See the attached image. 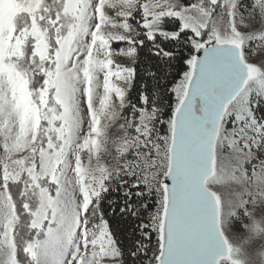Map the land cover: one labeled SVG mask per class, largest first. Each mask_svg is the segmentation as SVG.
<instances>
[{"label": "rangeland", "instance_id": "obj_1", "mask_svg": "<svg viewBox=\"0 0 264 264\" xmlns=\"http://www.w3.org/2000/svg\"><path fill=\"white\" fill-rule=\"evenodd\" d=\"M214 46L247 75L205 182L220 264H264V0H0V264H160L174 118Z\"/></svg>", "mask_w": 264, "mask_h": 264}, {"label": "flooded vegetation", "instance_id": "obj_2", "mask_svg": "<svg viewBox=\"0 0 264 264\" xmlns=\"http://www.w3.org/2000/svg\"><path fill=\"white\" fill-rule=\"evenodd\" d=\"M204 78L202 74L199 75L196 87H199ZM185 100L175 114L172 133L171 155L173 154L178 187L166 221V264H212L219 256L223 243L216 235L217 207L213 195L206 192L205 182L211 171L213 144L223 116L219 118L215 108L211 119L213 131L206 121H202L196 129L195 120L207 115V111L204 104L195 100L191 114L185 110ZM171 226L176 229L173 240L170 236Z\"/></svg>", "mask_w": 264, "mask_h": 264}, {"label": "water", "instance_id": "obj_3", "mask_svg": "<svg viewBox=\"0 0 264 264\" xmlns=\"http://www.w3.org/2000/svg\"><path fill=\"white\" fill-rule=\"evenodd\" d=\"M197 62L198 64L195 79L189 87L187 99L184 103L185 110L187 109L191 114H193L191 107H193L192 105L195 100H199L202 104H204L207 115L201 117V119L195 120L196 129L199 128L202 121H206L207 124L211 125V119L215 108L219 113V118L224 115L229 102L242 92L247 76L246 65L244 61L241 60L239 51L234 48L214 46L213 48L205 49L202 53H200ZM200 74H202L205 78L199 87H196L195 82L199 79ZM211 130L213 131L212 125ZM212 160L213 157L211 159V163ZM170 165V171L167 177L168 205L164 220V237L166 238V241L163 246V254L160 264H166L168 258V224L166 221L169 216L170 205L176 196L178 187L173 154L170 158ZM217 228L216 235L218 236ZM219 237L221 238V236ZM222 243L223 246L221 248V252L212 264H217L227 253L223 240Z\"/></svg>", "mask_w": 264, "mask_h": 264}, {"label": "trees", "instance_id": "obj_4", "mask_svg": "<svg viewBox=\"0 0 264 264\" xmlns=\"http://www.w3.org/2000/svg\"><path fill=\"white\" fill-rule=\"evenodd\" d=\"M180 55H182V53H181ZM177 70H178V71H179V70H182V67L179 65V68L177 67ZM177 73H178V72H177ZM175 76H176V75H175ZM206 192L209 193L207 190H206ZM188 194H190V193H188ZM175 227H176V224H175ZM175 227H174V226H171L170 236H171L172 240H173V238H175V237H173V235H174L175 232H176ZM194 234H195V232H194Z\"/></svg>", "mask_w": 264, "mask_h": 264}, {"label": "clouds", "instance_id": "obj_5", "mask_svg": "<svg viewBox=\"0 0 264 264\" xmlns=\"http://www.w3.org/2000/svg\"><path fill=\"white\" fill-rule=\"evenodd\" d=\"M67 244V241H65V245Z\"/></svg>", "mask_w": 264, "mask_h": 264}]
</instances>
